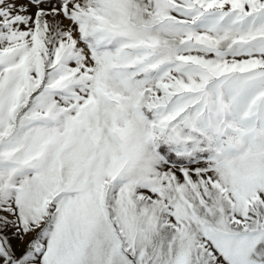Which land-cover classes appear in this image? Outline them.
Returning a JSON list of instances; mask_svg holds the SVG:
<instances>
[{
	"label": "snow or ice",
	"instance_id": "obj_1",
	"mask_svg": "<svg viewBox=\"0 0 264 264\" xmlns=\"http://www.w3.org/2000/svg\"><path fill=\"white\" fill-rule=\"evenodd\" d=\"M0 264H264V0H0Z\"/></svg>",
	"mask_w": 264,
	"mask_h": 264
}]
</instances>
